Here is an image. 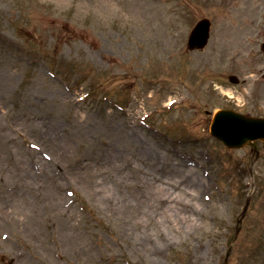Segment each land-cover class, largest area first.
Wrapping results in <instances>:
<instances>
[{
  "label": "rangeland",
  "instance_id": "rangeland-1",
  "mask_svg": "<svg viewBox=\"0 0 264 264\" xmlns=\"http://www.w3.org/2000/svg\"><path fill=\"white\" fill-rule=\"evenodd\" d=\"M263 41L264 0H0V264H264V144L210 133Z\"/></svg>",
  "mask_w": 264,
  "mask_h": 264
},
{
  "label": "water",
  "instance_id": "water-1",
  "mask_svg": "<svg viewBox=\"0 0 264 264\" xmlns=\"http://www.w3.org/2000/svg\"><path fill=\"white\" fill-rule=\"evenodd\" d=\"M211 36V21L203 19L192 30L188 39L190 51L203 50L209 43ZM264 51V44L262 45ZM233 83H239L235 76H231ZM211 132L218 139L225 142L229 148H241L254 145V141L264 142V118H254L229 111H219L212 123Z\"/></svg>",
  "mask_w": 264,
  "mask_h": 264
},
{
  "label": "bare ground",
  "instance_id": "bare-ground-1",
  "mask_svg": "<svg viewBox=\"0 0 264 264\" xmlns=\"http://www.w3.org/2000/svg\"><path fill=\"white\" fill-rule=\"evenodd\" d=\"M188 193H190V192H184L183 195L186 197V195H187ZM174 203H176V201H175V199L173 198V204H174ZM178 203H180V201H178ZM185 206H186V210H187V212H189V213L196 212L195 205H194V207H192L191 204H189V203H185ZM192 208H193V209H192ZM191 209H192V211H191ZM177 216H179V214H178L176 211H174V212H173V217L176 218Z\"/></svg>",
  "mask_w": 264,
  "mask_h": 264
}]
</instances>
